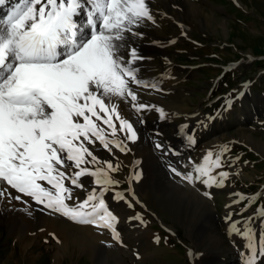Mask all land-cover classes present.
I'll use <instances>...</instances> for the list:
<instances>
[{"label":"rangeland","instance_id":"obj_1","mask_svg":"<svg viewBox=\"0 0 264 264\" xmlns=\"http://www.w3.org/2000/svg\"><path fill=\"white\" fill-rule=\"evenodd\" d=\"M191 1L202 12L195 13L197 20L195 16L192 17L194 14L190 19L189 6L183 7L186 15L182 20L186 29L171 16L175 13V4L168 11H154L160 23L159 33L165 40H160L149 49L153 54L151 73L160 74L164 69L163 64L170 63L169 82L180 90L175 99L179 102L184 100L191 112L177 113L171 107L158 105L164 109L166 118L152 115L148 125L143 120L139 133L148 135L147 147L155 152L142 158V162L140 159L130 162L129 157H140L131 145H128L129 151L126 153L116 148L111 153L100 146L95 149L99 157L112 163L115 161L113 153L121 158L117 164L113 163L119 165V170L111 173L118 181L112 189L118 190L117 193L132 205L126 208V214L132 217L139 215L143 223L138 221L139 227L135 226L131 218H124L121 226L116 223L123 246L106 243L109 244L107 246L98 241L95 242L98 243L95 255L91 251L70 255L73 248L65 250L62 247V236L58 237L61 243H57L52 233L42 236L40 229L32 232L24 227L19 232H10L0 226V264H118L117 256L126 264L215 263L216 255L207 239L203 237L198 241V230L189 227L196 219L194 210L197 206L173 197L167 189L172 179L185 181L176 176L172 169L183 175H195L196 165L203 163L208 152H212L214 158L219 157L223 164L214 174L219 171L230 173L222 188H210L196 182L199 190L210 194L204 197L214 207L212 222L217 226L223 243H226L222 244L221 256L226 259L223 264H233V254L248 248L249 243L242 235L231 231V222L225 219L227 215L231 214L232 221L242 231L251 229L254 234L252 242L257 247L264 241V221L254 215L255 209H264V0ZM223 25L228 28L226 31L221 29ZM145 39L153 44L149 35ZM241 92L244 93L242 96ZM159 94L174 98L171 91L160 89ZM229 101L230 109L226 107ZM121 115L128 119L123 109ZM184 127L186 130L179 136L178 131ZM188 136L192 139L191 145L187 143ZM168 137L174 143L186 145V148L176 151L170 150L174 147L168 149ZM120 138L123 139L122 134ZM156 141L161 143V148L156 147ZM99 150L105 152L108 158ZM154 154L158 156V164ZM150 158L157 162L148 163ZM188 159L192 165L185 163L184 160ZM137 176L140 177L138 180ZM88 182L85 181L87 185ZM75 191L84 196L86 194L82 189ZM236 193L242 194L245 201L237 203L239 197ZM230 200L233 202L228 205ZM40 212L36 214L44 216L43 211ZM55 217L67 222L58 214ZM127 230L132 232L134 238L138 233L132 244L125 242ZM141 233L149 236L150 243L147 239L142 243H149L148 256L135 247ZM37 236L40 238L36 239ZM156 237H159V243ZM27 244L29 247L25 248ZM57 251L61 256L56 258ZM257 260V264H264V257Z\"/></svg>","mask_w":264,"mask_h":264},{"label":"snow or ice","instance_id":"obj_2","mask_svg":"<svg viewBox=\"0 0 264 264\" xmlns=\"http://www.w3.org/2000/svg\"><path fill=\"white\" fill-rule=\"evenodd\" d=\"M0 6L9 8L0 17V198L34 203L76 225L108 230L123 246L118 217L104 199L118 184L111 173L119 165L95 149L126 153L128 142L138 140L120 102L138 114L155 110L166 118L163 108L140 99L141 89L160 90L141 78L139 62L145 57L133 42L143 37L140 28L156 23L148 0H0ZM222 167L208 152L195 175L172 171L189 184L198 180L222 188L230 176L214 174ZM86 177L93 178L90 188ZM235 195L237 203L245 201ZM254 215L264 221V209ZM132 219L143 223L139 215ZM225 219L249 241L245 264H257L264 241L257 247L250 228L242 231L231 214Z\"/></svg>","mask_w":264,"mask_h":264},{"label":"bare ground","instance_id":"obj_3","mask_svg":"<svg viewBox=\"0 0 264 264\" xmlns=\"http://www.w3.org/2000/svg\"><path fill=\"white\" fill-rule=\"evenodd\" d=\"M16 2H17V0H10L11 4H15ZM148 2L150 4V7H151V10H152V13H153V16H154L156 23L155 24L147 23V26L142 27L139 30H141L143 32V34L146 35V37H148V35L150 37H152V39H153L152 43L153 44H151V43L149 44L150 41L148 42L145 39L146 37L145 38L142 37L140 39L133 41L134 44L138 47L140 54L143 57H145L144 60L139 62L140 76H141V78H143L146 81H150L152 83L157 84L158 88L161 89V91L173 92L174 98L171 99L170 96L168 97L167 95L159 94V90L157 91L154 89H141V90H139L141 102L149 104V105H155L158 108H160L158 105H161L162 107H171L177 113H186L187 114V113L191 112V111H188L189 109H188L187 103H185L184 100L179 102V100L175 99L178 97V93H179L178 90L179 89H178V87H177V89H176V87H173L172 84L169 82V78L171 77L170 71L168 70L170 63L163 64L164 69L162 70V72L160 74L153 75L151 73L152 68H153V63L151 61L153 58V54L149 51V49L154 44L159 42L160 40H165L159 33L160 30L158 28L160 26V23H159V20L155 17L154 11H160V12L168 11V9H170L171 5L175 4L176 10H175V13L174 14L172 13L173 15H171V16L173 17L174 20L180 22L182 25L180 23L179 24L181 26H183L184 29H186L185 24L182 20V18H184L186 15L183 7L185 5L189 6L188 16L190 19H191V16L193 14L194 15L192 17L195 16V13L202 12V9H198L197 5L194 2H192L191 0L190 1L189 0H148ZM8 10H9L8 6H0V17H3L4 14ZM194 18L196 19V16ZM221 29L223 31H226L228 28L226 27V25H223L221 27ZM151 30H152V33H150ZM183 31H185V30H183ZM170 66H172V64ZM156 69H158V68H156ZM120 103H121V109H123L126 112L128 119L134 123L135 128L138 130V140L135 143H131V144L129 143L128 145L129 146L131 145L133 150L135 151V153L137 155H139L140 157L137 156L134 159L129 157V160L131 162V160L138 161L137 159H140L141 160L140 162H142V158L148 157L150 154H153V152H155V151H153L154 149L152 150L151 148L147 147L146 141H149L148 135L146 134V135L142 136V134L139 133V130L141 127L140 121L144 120V121H146L145 123L147 124L149 121V117H151L152 115H155L157 118H160L159 113L155 110H150V111H145V112L138 114L133 109H131L130 107L123 105L122 102H120ZM163 119H165V118H163ZM117 124H118V122H117ZM166 124H167V122H166ZM176 129L179 130L178 127ZM183 130H186V128L184 127L183 129L178 131L179 136ZM175 131L177 133V130H175ZM187 140H188L187 143L189 142V144L191 145L190 141H192V139L188 136ZM167 142H168V144L172 145L173 147H176V145H177L176 148H179L181 150L186 148L185 147L186 145L185 146L179 145L176 142H175L176 145H174L175 143L172 141V139L170 137L167 138ZM171 142H173L174 144L173 143L171 144ZM157 144L161 145V143L159 141H157ZM99 151H100L99 153H101L105 158H108L106 153H105L106 151L105 152H103L102 150H99ZM155 154H154V156H155ZM113 156L115 157V161H113V163L117 164L118 162L121 161V158L117 154L113 153ZM156 156L154 157V159H156L158 162L156 160H153L150 158L149 160H151V161H148V163L150 162V164L151 163L153 164V162H157V164H158L160 161L158 159V156L157 157ZM198 156H200V155H198ZM184 161H185V163L188 164V163H190L191 160L188 159V160H184ZM127 162H128V160H127ZM190 165H192V163H190ZM83 179L85 181L86 180L89 181L88 185L90 188L92 186L91 182H92L93 178L86 177ZM185 181H181V180L180 181L179 180L174 181L172 179V181H171L172 184L170 186L168 185L167 189L169 190V192H171V195L173 197H176L177 199H182L183 201H187V202H189V204L194 203L197 206L196 209L194 210V217H196V219L194 218V220L190 223L189 227H193V228L198 230V236L196 238L198 241L201 240L203 237L207 239V241L209 243L208 245L210 246V249H212L216 255L215 263H213V264H223L224 261H226V259L223 256H221V252H222V244H224L225 242L223 243V239L221 238V236L218 235V233H220V232H218L217 226L215 225V223L212 222L214 207L204 197L203 193H205V191L199 190V188H197L198 186L196 185V182L198 180L195 181L191 185H188L187 184L188 182L186 183ZM77 194L80 195L81 198H84L86 196V194H85V196L83 194H82L83 195L82 196L81 193H77ZM116 194H117L116 190L111 188L110 191L105 194L104 199H105L107 205L109 206L110 210L114 213V215H116L118 217L119 222H117V223H119V225L121 226L124 223L123 222L124 218L125 219L126 218L132 219L133 217L130 214H126V212H127L126 208L129 206V203L124 198L120 199ZM23 199L26 201L29 200V198H27V197H25ZM232 202L233 201L230 200L228 202V205H231ZM41 209H42V206L35 205L34 203H31L29 206V204H25V203H22L20 201H9V200L0 198V226L2 228H4L5 230L10 231V232L15 231V230L19 232V229L21 230V228L25 227L27 229L29 228L30 231H32V232L33 231L37 232L40 229L41 232L43 233L42 236L49 234V233H52V234L54 233L57 237L62 236L63 241H64V243H63L64 245L62 247L65 250H67L69 247L73 248L72 253L68 252L70 255H72L73 253H76V252L81 254L85 251H91L93 253L92 255H95L96 254L95 247H98L97 246L98 243H95V242H98V241H100V243H104V244H106V243L113 244V245L117 244L116 242H114L111 239V234H110V231H108V230H105V229L101 230V229L93 228L90 226H87L84 228L79 227V225H75L74 223H70L68 220L66 222L64 220H61V219L55 217L56 214L50 215L48 213V210H41ZM36 211L37 212L43 211L44 216H40V215L38 216L36 214L37 213ZM29 213H31V215H29ZM132 220L136 224L135 226L139 227L140 223L137 224L136 222H138V221H136L135 219H132ZM129 221H131V220H129ZM131 223H133V222H131ZM134 227H132V228H134ZM137 228L135 230H137ZM144 232H147V231H144ZM137 234L138 233H136L135 238L138 237ZM140 237L141 238L139 240H137L138 238L136 239L139 243L137 246L135 245V247H138L140 249V251H142V252L143 251L146 252L147 248L149 246V243H150L149 236H147V234L144 233ZM39 238H40L39 236L36 237V239H39ZM135 238L132 235V232L130 230H127V234L124 238V239H126L125 242L127 241L128 244L129 243L132 244V242H134L133 240H135ZM145 239H147V242H149V243L142 244ZM225 245H226V243H225ZM26 247H29V244L25 245V248ZM247 253H248V248H245L244 250H238L236 255L233 254V256H232L233 260H231V261L233 262V264H245V261L248 259V256L246 255ZM59 254H60V252L57 251L56 252V258L61 256ZM145 255L148 256L149 254L146 252ZM117 258H118V260H117L118 264H126V263H124L123 259L120 256H117ZM257 263H258V260H257Z\"/></svg>","mask_w":264,"mask_h":264}]
</instances>
